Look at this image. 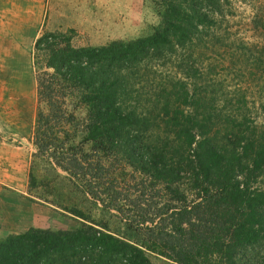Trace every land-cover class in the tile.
Segmentation results:
<instances>
[{
	"label": "trees",
	"instance_id": "1",
	"mask_svg": "<svg viewBox=\"0 0 264 264\" xmlns=\"http://www.w3.org/2000/svg\"><path fill=\"white\" fill-rule=\"evenodd\" d=\"M229 1L153 0L151 32L98 46H73L71 29L33 39V154L117 212L124 232L28 227L0 238V264H151L145 251L264 264V191L252 185L264 132L244 130L202 84V50Z\"/></svg>",
	"mask_w": 264,
	"mask_h": 264
},
{
	"label": "rangeland",
	"instance_id": "2",
	"mask_svg": "<svg viewBox=\"0 0 264 264\" xmlns=\"http://www.w3.org/2000/svg\"><path fill=\"white\" fill-rule=\"evenodd\" d=\"M224 12L202 50V84H213L221 108L236 107L235 115L246 119L244 130L255 125L264 132V0H230ZM157 22L153 0H0V238L28 227L83 224L123 234L117 212L74 188L47 157L33 154L31 46L42 30L71 29L73 46H98L148 34ZM252 185L264 191V173ZM145 252L151 264H179Z\"/></svg>",
	"mask_w": 264,
	"mask_h": 264
},
{
	"label": "crops",
	"instance_id": "3",
	"mask_svg": "<svg viewBox=\"0 0 264 264\" xmlns=\"http://www.w3.org/2000/svg\"><path fill=\"white\" fill-rule=\"evenodd\" d=\"M51 4H52V2H51V1H49V5H50V7H52V5H51Z\"/></svg>",
	"mask_w": 264,
	"mask_h": 264
}]
</instances>
